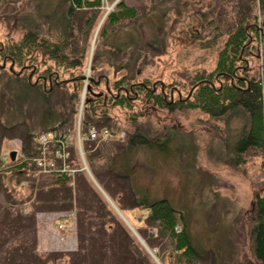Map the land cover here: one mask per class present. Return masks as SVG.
I'll return each mask as SVG.
<instances>
[{
	"label": "rangeland",
	"instance_id": "374dc122",
	"mask_svg": "<svg viewBox=\"0 0 264 264\" xmlns=\"http://www.w3.org/2000/svg\"><path fill=\"white\" fill-rule=\"evenodd\" d=\"M199 1H204L205 4L203 2L202 4L205 7L202 6V11L195 13V15L207 13L208 18L204 24L202 19H195L187 11L188 17L186 15L177 16L175 13L176 0H125L126 4L138 8L137 23L134 24V21L122 22L121 27L117 26L120 29L119 36L105 37V42L102 43L100 36L95 37L94 32L97 24L106 14L107 8L97 12L98 17L87 25V20L91 19L89 17L91 13L82 12L79 16L69 17L68 20L65 18L67 7L64 0H29L25 6L23 5L25 0H0V15H4L0 17V45L5 44L6 38L16 41L21 33L15 30L24 26L19 24L24 22L45 37H51L54 41L62 40L66 44L68 42V49H66L70 53L74 51L73 49L79 50L83 47L88 51L89 57L93 53H99L102 58L107 56L109 46L117 43L120 39L122 42H128V46L134 47L135 51L138 49L142 55L146 54L144 60L139 58V62L134 68V74L138 78L146 79L149 77L158 90L159 86H162L169 90V93L174 91L172 95L174 101L178 93L180 99L188 92V86L191 85V74L192 76L196 73L207 74L213 70L218 57L217 52L222 47L223 39L227 38L229 31L233 29L241 15L248 11L250 5L255 9L254 14H252L254 9L251 11L252 18L257 16L259 19L258 7L255 8L253 0L248 6L245 0H241L242 3H239V0ZM215 1L217 2L216 5L219 6H210L208 10L206 6L210 2L214 4ZM111 4L108 5L111 6ZM113 10L114 7L111 12ZM17 11L21 12L16 15ZM149 11H153V13L150 14ZM8 16L16 17L7 18ZM16 18L17 21L14 20ZM106 23L107 19L105 18L98 26V33L101 32L102 26ZM202 25L203 28L201 29ZM189 26L197 34L198 39L194 38L192 42L187 43L185 29ZM261 26L263 23L261 24L260 21L259 27ZM115 27V25L112 29L107 27L106 31L109 32V29L113 31ZM131 36L133 37L131 38ZM66 37H68V41ZM258 54V58H253L256 60V64L254 60L247 64L251 68L250 72L256 78L262 65H264V52L259 51ZM135 57L136 55L132 56V58ZM46 65L39 63L33 70L30 69L29 77L33 75L35 69L37 70L32 82L36 81V76L39 75L42 68L46 69ZM8 67L9 64H7ZM7 68L5 70L0 68V139L3 138L5 141L3 144L1 143L0 149V175L3 171L11 170L12 165L10 167L11 162L8 159V154L19 148L16 141L9 143L7 137H18L21 148H25L26 153L34 158L36 153L32 152V143L26 145L23 139H20L21 135L24 134V127H30L31 135L42 130L53 129V127L62 129L66 134L70 133V129H72V133L75 134L79 128L76 124L79 121L78 110L81 98L80 96L77 106L68 103V95L71 94L72 88L67 83L68 74L62 70L57 72L51 68L53 71L51 73H56L52 80L67 83L65 87L67 90L64 87L62 90L55 89L51 93L49 103H46L45 97L41 95L40 99L32 92L33 89L26 90L20 83L16 84L13 79L15 75L10 74ZM98 68L99 66L96 67V73H94L97 77L95 79L98 81L97 89L100 92H105L106 81L104 82L102 78L98 80V77L107 76L111 82L122 72L114 73L113 70L107 68L98 71ZM28 72L26 71L27 75ZM110 82L107 83V86ZM25 92L30 99H34L29 106L25 103L20 104L25 97ZM45 95L50 94L45 93ZM30 99L25 97L24 100L29 102ZM166 100H168L167 102L170 101L168 95ZM46 104L49 105V109L43 106H47ZM109 108L111 107L109 106ZM46 110H49L50 115L45 112ZM140 110L146 114L139 118L135 127L129 120H126L127 113L122 109L110 110V120L105 125L86 126V128L94 126L101 129L102 133L106 135L109 132L113 134V136L108 135L106 142L87 144L89 147H94V150L97 147L103 146L101 148H105L107 146L112 147L119 154L120 151L127 148L128 136L134 129L141 131V134L146 135L152 141L158 140V146L146 144L130 149L127 156L129 160L132 159L129 165L130 172L128 170L131 181L127 180L126 183L117 188L125 190L127 196H131L130 193L133 191L131 189L130 192L128 188V185H131L139 197L147 198L149 201L165 199L173 208L181 210L184 215L188 216V229L194 244L213 252L207 258L209 264H250V262L253 264L247 232L251 214L256 210L254 203L256 195L259 198L264 196V148L260 150L258 148L249 149L244 156H235V154H240L235 149L238 145V136L242 134L243 126L246 123V116L240 109L232 113L226 112L214 118L203 116L197 110H179L175 107L160 109V115L157 117L148 112V105L141 106ZM82 112L81 124L82 117L84 118ZM62 120L63 123H61ZM22 123L25 125L23 126ZM109 124L113 127L109 129L110 131L105 132L110 126ZM1 126H5L8 128L6 130L12 132L10 134L2 133L5 128ZM13 126L15 127L13 128ZM81 133H85L84 129L81 130ZM82 147L86 148L84 145ZM20 153L22 150H19ZM27 154L24 155L28 156ZM24 155H21V158L15 160L14 163L20 165ZM3 157H5V161H2ZM236 157L238 158L237 161L241 160L243 163L235 165L233 160H236ZM33 158L30 160L35 162ZM49 178H51L50 173L39 178H30L29 176L28 182L39 186L46 183L41 182V180L46 181ZM85 178L92 190L105 201L106 205L121 221L117 212L120 210L116 208L113 200L110 199V201L101 190H98L88 172L85 173ZM4 183L8 185L7 181ZM29 186L30 184L26 185L25 189L28 190ZM23 196L22 200H25L31 196V193L26 191ZM14 198L15 200L20 199L18 194ZM131 200L129 198V201ZM2 204H4V195L0 194V205ZM127 204L128 199H125L124 205L127 206ZM20 209L24 210V214L30 213L31 204H24ZM71 209L35 213L36 247L40 254L47 256L53 253L58 256L63 254L69 256L71 253H79L77 217L75 209ZM123 213L122 215L128 221L132 232L124 221L121 222L133 239L148 253L153 264H162L156 258L157 250L148 248L151 252L149 253L148 245L142 239V237L146 238L145 236L150 234L147 231L145 220L147 214L145 211L142 212L139 209L125 210ZM71 214L73 215L71 230L60 232L57 229V217L65 216L67 218L69 216L70 218ZM174 230L180 231L179 226H176ZM155 234L156 232H151V235L154 236ZM140 241H143L144 244ZM151 254H153V258ZM71 259H75V256H72ZM70 260L68 262L63 261V264H70ZM49 264L52 262L49 261ZM81 264L87 263L81 262Z\"/></svg>",
	"mask_w": 264,
	"mask_h": 264
},
{
	"label": "trees",
	"instance_id": "16d2710c",
	"mask_svg": "<svg viewBox=\"0 0 264 264\" xmlns=\"http://www.w3.org/2000/svg\"><path fill=\"white\" fill-rule=\"evenodd\" d=\"M25 1L24 6L29 0ZM108 1L112 2L113 0ZM176 1L175 13L177 16L186 15L188 17L187 12H190L195 19H202L203 24L207 21V13L195 15V13L202 11V6L205 7L202 4V2L205 4L204 1ZM251 1L245 0L246 5L248 6ZM242 2L239 0V3ZM64 3L67 7L65 17L67 20L71 16H79L82 12L91 13L89 16L91 19L87 20V25L98 17L97 12L100 11L98 1L64 0ZM216 3V1L214 4L210 2L206 8L209 10L210 6H219ZM253 3L255 8L258 7L259 19L257 16L252 18L251 11L254 7L250 5L248 11L241 15L233 29L229 31L227 38L223 39L222 47L217 52L218 57L213 70L207 74L196 73L193 76L191 74V85L188 86V92L180 99L178 93L171 103L172 105L167 102L168 100H164L167 95L170 99L171 92L169 93V90L161 91L162 86H159V90L156 87L153 89L154 83L149 77L146 79L138 78L134 74V68L139 62V58L144 60L146 54L142 55L138 49L135 51L134 47L128 46V42H122L119 39L117 43L109 46L108 54L103 58L99 53H93L90 64L91 74L88 78L87 94L83 103L82 115L84 118L82 117V125L84 129L89 125H105L110 120L111 113L109 111L112 109L126 111V120H129L135 127L139 118L146 114L140 110L143 105H148V112L154 114L155 117L160 115V109H171L172 107L179 110H197L203 116L210 118L226 112H236L240 109L247 120L243 126L242 134L238 136V145L235 149L240 154H235V156H244L249 149H263L264 65H262L256 78L250 72L251 68L247 64L252 63L253 58H258L259 51L264 52V0H253ZM23 5L22 7H24ZM20 12L17 11L15 14ZM254 13L255 9L252 14ZM138 15L135 8L127 7L124 2L117 3L113 13L107 15V23L102 26L101 32L98 33V37L101 38L100 42H105V37L110 35L118 37L120 29L117 26L126 21L137 23ZM2 16L4 15H0V17ZM9 17L11 16L7 18ZM14 20L17 21V18ZM259 20L261 24L263 23L261 27H259ZM19 24L24 26L15 30L21 33L18 39L13 41L14 39L6 38L5 44L0 45L1 62L5 65H13V71H17L15 73L22 69L18 76L15 74L13 77L14 82L23 85L26 90L33 89L32 92L40 99L41 95L45 97L46 103H49L51 93L55 89L62 90L64 87L67 90L65 87L69 83L72 92L68 95V103L77 106L83 88L85 69L88 65V51L82 47L79 50L73 49L74 51L70 53L67 51L68 42L66 44L62 40L54 41L51 37H45L31 25H27L26 22ZM114 25L116 26L115 30L106 31L107 27L112 29ZM130 30H132L131 27ZM185 34L187 43L192 42L194 38L198 39L191 26L185 29ZM66 39L68 41V37ZM133 55L136 57L132 58ZM105 62L106 64H104ZM39 63L47 65L46 69L42 68V71L36 76V80L49 78L53 72L51 68H53L57 72L61 70L66 72L69 77L68 82L56 85L53 83V79L50 81L51 90L46 92L45 90L49 87L45 86L44 89L42 81L36 84H34L35 81L32 82L33 76L37 74L36 69L33 71L31 80L28 81L30 69L33 70ZM254 63L256 64V60ZM97 66H99L98 71L107 68L113 70L114 73L122 72L111 82L106 76L110 83L107 90L105 87V92H100L97 89V77L94 75ZM26 71H29L28 75ZM103 81L105 82V80ZM45 93L50 95H45ZM173 93L174 91L172 95ZM24 94L27 99H30L26 92ZM24 99L21 102L28 106L34 100L30 99L29 102H26ZM43 106L49 109V105ZM48 111L45 112L50 115ZM112 127L110 125L107 128L109 130ZM2 128H5L2 133L11 131L6 130L8 128L5 126ZM24 128V134L20 138L25 139L26 143H24L29 145L32 136L30 135L31 131H27L29 129L27 126ZM146 144L148 146L159 145L157 139L152 141L146 135L141 134V131L134 129L128 136L127 148H124L119 154L112 147L101 148L103 147L101 146L92 150L93 147L88 146L86 152L88 167L94 179L113 200L118 210L121 212L137 209L142 212L145 211L147 214L145 219L147 231L150 234L146 235V238L142 237V239L148 248L157 250L156 258L160 263L209 264L207 258L213 252L194 244L188 229V216L184 215L181 210L173 208L165 199L149 201L147 198L139 197L131 185H128L130 192L131 189L133 191L130 193L131 196H127L125 190L117 188L126 183L127 180L131 181L128 170L130 172L129 165L132 159L129 160L127 156L130 149ZM237 157L236 160H233L235 165L243 163L241 160L237 161ZM10 167L11 170L3 171L0 175V194L4 195V204L0 205V264H49V261L52 264H63V261L68 262L72 256H75V259H71L70 264H81V262L87 264H153L148 253L133 239L105 201L92 190L82 173H77L73 188L68 185L69 180L67 178L56 175L51 176L46 181L41 180V182H46L44 185L36 186L28 182L27 176L31 174L33 169H30L29 166L26 167L25 163L22 162V164L17 165L11 162ZM11 174L12 176H10ZM5 181L8 185L4 183ZM24 181L27 182V185L30 184L28 190L21 186ZM11 189H13L14 195ZM24 190L29 191L31 196L22 200L24 192H26ZM15 193L19 195V200H15ZM129 198L132 200L129 201ZM125 199H128L127 206L124 205ZM27 203L31 204V212L24 214V210L20 208ZM254 203L256 210L251 214L247 232L248 246L253 264H264V196L259 198L256 195ZM71 208L75 209L77 217L79 253H71L69 256H64V254L58 256L53 253L47 256L40 254L36 247L35 213L46 212L47 210L67 211ZM176 226H179L180 231L174 230ZM152 231L156 232L155 237L151 235ZM76 256L78 257L76 258Z\"/></svg>",
	"mask_w": 264,
	"mask_h": 264
},
{
	"label": "bare ground",
	"instance_id": "6f19581e",
	"mask_svg": "<svg viewBox=\"0 0 264 264\" xmlns=\"http://www.w3.org/2000/svg\"><path fill=\"white\" fill-rule=\"evenodd\" d=\"M116 2H124V4H126L125 3V0H115ZM127 5V7H130V8H133L134 6H131V5H128V4H126ZM135 8V7H134ZM136 10H138V8H135ZM107 12H111V10H106ZM106 12V13H107ZM138 12V11H137ZM150 12V14L151 13H153V11H149ZM149 14V15H150ZM177 14V13H176ZM105 15V14H104ZM103 15V17H102V20H100L99 21V24H97V28H96V30H95V32H94V36L96 37L97 35H98V26L103 22V20L105 19V16ZM177 22V21H176ZM110 49V48H109ZM91 55V54H90ZM0 68L1 69H4L5 70V68H7V65H5L4 63H2V65L0 66ZM7 70L10 72V74H12L13 76H14V74H16V75H18V73H15L14 71H13V65H10L8 68H7ZM20 104H22V102L20 103ZM83 107H84V104H83V102L81 101L80 102V107H79V110H78V115H79V117L81 116V112H82V109H83ZM27 128H28V126H27ZM30 128V127H29ZM27 131H32V130H30V129H27ZM10 132H12V131H9V134H10ZM70 133H72V129H70ZM31 135V134H30ZM14 136H11V137H8V142L10 143V141H16L17 143H18V145H19V148H18V150H14L16 153H17V156L15 155V160H17L18 158H21V155H24V154H26V150H25V148H21V145L19 144V138L18 137H16V138H13ZM67 137H69V138H72V140H73V142H74V144L79 148V154L76 156V158L77 159H79V160H81V162H85L86 160H87V158H86V156H85V154L82 152H80V150H81V147H79V144H80V142H81V140H82V136H80V135H78V134H69ZM37 138H42V136L40 135V134H37ZM66 138V137H65ZM21 139V138H20ZM30 139V138H29ZM24 142H25V139L23 140ZM5 141L3 140V138L2 139H0V149H1V147H2V145H1V143L3 144ZM26 143V142H25ZM30 143H32V139H30ZM47 147L49 148V149H51V147L49 146V145H47ZM32 149H33V152L34 153H36V156H35V158H36V164L34 165V162L33 163H29V164H27V162H28V160H27V156L26 155H24V158H22V161H23V163H25L26 164V167H28V165H29V168L30 169H33V171H34V176L36 177V178H39L40 176H42V177H44V176H46V175H43V173L41 172V171H39V169L38 168H41V169H45V170H47L48 171V173H50V175L52 176V173L53 172H55L56 174V176H59V177H63V178H67V180L69 179V180H71L72 182H74L75 183V177L77 176V175H74L72 172H73V167L75 166V164H76V160L74 159V158H71V156H68V155H63V154H61V153H59V152H57V151H55V153H52V154H46V153H42V152H39V151H37L33 146L31 147ZM19 150L21 151L22 150V153H20L19 154ZM11 153L12 152H10L8 155H11ZM4 159H5V157H3L2 158V161H4ZM39 160H41L42 161V164H41V166H39L38 164H37V162L39 161ZM60 160H62L63 162H64V164H65V166H61V165H59V162H60ZM19 161H21V160H19ZM21 161V162H22ZM50 162H51V164H52V166H49L50 165ZM88 169V174H89V176H90V178L92 179V180H96V179H94V177H93V175H92V172H91V170H90V168H87ZM9 176V175H8ZM10 176H12V174L10 175ZM28 177V176H27ZM53 177V176H52ZM71 228L72 227H68V229H64V232H68V231H70L71 230Z\"/></svg>",
	"mask_w": 264,
	"mask_h": 264
},
{
	"label": "built area",
	"instance_id": "2783aa9c",
	"mask_svg": "<svg viewBox=\"0 0 264 264\" xmlns=\"http://www.w3.org/2000/svg\"><path fill=\"white\" fill-rule=\"evenodd\" d=\"M53 135L52 134L42 135V138L39 140L40 143L43 145V147H42L43 150L42 151L44 153H46V150H47V154H48L50 152V150H51V149H49L47 147V145H49V146H51L53 148V146L50 144V142L48 140V139H51L52 140L53 139ZM41 164H42V161L40 160L39 161V166H41ZM49 166H52L51 162H50V165Z\"/></svg>",
	"mask_w": 264,
	"mask_h": 264
},
{
	"label": "water",
	"instance_id": "95a60500",
	"mask_svg": "<svg viewBox=\"0 0 264 264\" xmlns=\"http://www.w3.org/2000/svg\"><path fill=\"white\" fill-rule=\"evenodd\" d=\"M82 93H83V94H82V97H81V101L84 99V95H85L84 91H83ZM15 155H16V153H15V152H12L11 155H10V159H11V160H14ZM114 208H115V207H114ZM115 210H116V209H115ZM116 211H117V210H116ZM117 212H118V214H119V216H120L121 221H124V223L126 224V226H127V227L130 229V231L132 232V230H131V228H130L128 222L124 219L123 215L120 213V211H117ZM140 242H142V241H140ZM142 244H144V242H142Z\"/></svg>",
	"mask_w": 264,
	"mask_h": 264
}]
</instances>
